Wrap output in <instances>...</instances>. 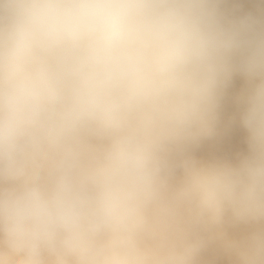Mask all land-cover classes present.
I'll use <instances>...</instances> for the list:
<instances>
[{"label":"clouds","instance_id":"9594fccd","mask_svg":"<svg viewBox=\"0 0 264 264\" xmlns=\"http://www.w3.org/2000/svg\"><path fill=\"white\" fill-rule=\"evenodd\" d=\"M253 4L0 0V264H198L217 241L233 264H264ZM237 76L247 154L198 161L188 150L214 135Z\"/></svg>","mask_w":264,"mask_h":264},{"label":"bare ground","instance_id":"6f19581e","mask_svg":"<svg viewBox=\"0 0 264 264\" xmlns=\"http://www.w3.org/2000/svg\"><path fill=\"white\" fill-rule=\"evenodd\" d=\"M246 8H251L253 11L255 10L254 4H253V0H243V9H246ZM247 10L248 9H246V11ZM237 78H238V76H237ZM232 83H234L236 85L238 84L236 82V79L235 78L233 79V82ZM216 133H219V132H216ZM225 133H227V132H225ZM229 133H231V132H229ZM215 138L217 139V136H215ZM228 139H229V137H228ZM230 140L231 141L233 140V142H234V139H230ZM238 140H239V138H238ZM237 142H239V141H237ZM215 143L218 144V142H215L210 137L204 138L198 144H195V145L191 146L189 148V150H188V154L190 156H192L194 159H196L198 161H201V162H215V161H220V162H228V163H233L234 164V163H237L239 161V159H240L239 156L240 155H238V152H235L234 149H233V151L232 150L229 151V154H228L229 159H227L226 157H221V156L211 157L208 154V152L210 151V149H211V147L213 145L216 146ZM235 145H237V144H235ZM218 146L219 145H217V148H218ZM239 146H240V144H239ZM242 146H247V150H248L247 139L242 140L241 148H242ZM227 147H226V149H228ZM244 148L246 149V147H244ZM224 150H225V148H224ZM224 152H226V151H224ZM222 153H223V150H222ZM213 154H215V153L213 152ZM226 154H227V152H226ZM226 154H224V155H226ZM248 231H249V227L246 226V225H235V226H229L228 227L227 234H228V238L239 240V239L243 238L247 234ZM152 236H153V239L151 238ZM165 243H167V241L165 240V238L162 235L147 234V235H145L143 237V245L145 247H148V248H156V247H159V246L164 245ZM222 258H225V261H223L224 259L222 260ZM198 264H233V258L224 250V248L222 246V242L217 241V242H213L212 244H210L209 247L206 248L201 253V255L198 258Z\"/></svg>","mask_w":264,"mask_h":264},{"label":"rangeland","instance_id":"374dc122","mask_svg":"<svg viewBox=\"0 0 264 264\" xmlns=\"http://www.w3.org/2000/svg\"><path fill=\"white\" fill-rule=\"evenodd\" d=\"M246 9H248L249 11H253L251 8H246ZM246 9H244V10L246 11ZM234 78L236 79V82L238 84L236 85L234 83H231L230 86L225 90V92L221 98L220 107L218 109V119H217V124H216V131H215V133L216 132H219V133H216V134L214 133V135L210 136V138H212L215 142H218V144L215 143L216 146L213 145L211 147L210 151L208 152V154L211 157L221 156V157H226L227 159H229V156H228L229 151H231V150L233 151V149H234V151L238 152V155H240L239 158H241L242 156L247 154V151H248L247 146H242L243 149L241 148L242 140L247 139V132L243 128L242 124L240 123V113L242 111V106L238 100L240 93L242 92L243 88L245 87V82H244L242 77L238 76V78L237 77H234ZM228 131L231 133H229ZM225 132H227V133H225ZM215 136H217V139L215 138ZM227 136L229 137V139ZM238 138H239V140H238ZM230 139H234V142H233V140L231 141ZM236 140L239 142H237ZM235 144H237V145H235ZM239 144H240V146H239ZM217 145H219L218 148L220 150L217 148ZM226 147L228 149H226ZM244 147H246V149ZM224 148H225V150H224ZM222 150H223V153H222ZM224 151H226L227 154ZM213 152L216 155L213 154ZM224 154H226V155H224ZM178 174H179V172H178ZM151 238L153 239V236ZM222 260L225 261V258H222Z\"/></svg>","mask_w":264,"mask_h":264}]
</instances>
